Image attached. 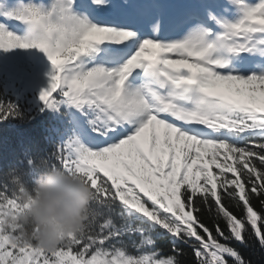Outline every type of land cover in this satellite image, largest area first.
Returning a JSON list of instances; mask_svg holds the SVG:
<instances>
[{
    "label": "snow or ice",
    "instance_id": "obj_1",
    "mask_svg": "<svg viewBox=\"0 0 264 264\" xmlns=\"http://www.w3.org/2000/svg\"><path fill=\"white\" fill-rule=\"evenodd\" d=\"M15 49L47 57L40 111L62 120L45 155L0 167V264H252L246 250L264 251V0L0 2V51ZM27 111L0 99V124ZM53 169L93 198L83 229L46 251L19 216Z\"/></svg>",
    "mask_w": 264,
    "mask_h": 264
},
{
    "label": "clouds",
    "instance_id": "obj_2",
    "mask_svg": "<svg viewBox=\"0 0 264 264\" xmlns=\"http://www.w3.org/2000/svg\"><path fill=\"white\" fill-rule=\"evenodd\" d=\"M33 192L24 194L28 207L19 216L24 235L38 248L53 251L85 226L92 190L80 179L53 169L38 181Z\"/></svg>",
    "mask_w": 264,
    "mask_h": 264
},
{
    "label": "trees",
    "instance_id": "obj_3",
    "mask_svg": "<svg viewBox=\"0 0 264 264\" xmlns=\"http://www.w3.org/2000/svg\"><path fill=\"white\" fill-rule=\"evenodd\" d=\"M11 7L12 4H5ZM0 99L17 100L21 110L26 112V119H15L0 124V167L16 165L31 156H43L51 149L52 141L57 139L55 129L61 127L62 117L47 110L29 108L25 100L5 90L0 83ZM207 218V215L205 216ZM246 258L252 264H264V251L256 245L255 249L246 250Z\"/></svg>",
    "mask_w": 264,
    "mask_h": 264
},
{
    "label": "rangeland",
    "instance_id": "obj_4",
    "mask_svg": "<svg viewBox=\"0 0 264 264\" xmlns=\"http://www.w3.org/2000/svg\"><path fill=\"white\" fill-rule=\"evenodd\" d=\"M51 71L50 62L38 49H15L7 53L0 51L2 87L25 100L29 108L40 110L43 107L39 101V95L41 90L47 88ZM13 83H15L14 88Z\"/></svg>",
    "mask_w": 264,
    "mask_h": 264
}]
</instances>
